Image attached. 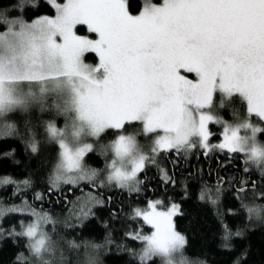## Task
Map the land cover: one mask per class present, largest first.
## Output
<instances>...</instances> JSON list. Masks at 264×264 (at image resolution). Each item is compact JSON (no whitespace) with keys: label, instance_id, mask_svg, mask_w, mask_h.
<instances>
[{"label":"snow or ice","instance_id":"snow-or-ice-1","mask_svg":"<svg viewBox=\"0 0 264 264\" xmlns=\"http://www.w3.org/2000/svg\"><path fill=\"white\" fill-rule=\"evenodd\" d=\"M25 3L37 11L46 5L54 15L26 20L0 11V141L20 136L18 121L26 151L37 154L43 145L58 146L48 187L34 199L61 193L65 185L68 191L87 187L83 200L65 198L70 205L65 227L74 228L105 204L93 191L139 194L147 189L145 177L152 168L163 184H174L161 158L179 165L197 152L204 158L222 153L229 164L243 162L238 171L247 175L255 169L264 178V143L258 140L264 136V0H143L137 14L130 0H20L21 12ZM90 54L96 63L86 62ZM217 94L221 108L237 99L244 106L243 113L234 112L235 122L212 114ZM53 111L64 118L63 128L40 119L39 114ZM210 123L221 127L215 144ZM94 151L103 157L102 168L85 162ZM224 182L218 181L217 197ZM234 182L239 192L249 184L256 187L247 179ZM21 184L31 187V179L18 183L0 177V188ZM207 192L200 198L207 199ZM162 203L148 201L129 217L151 228L148 235L127 233L142 242L139 264H155L154 258L176 264L187 244L173 220L179 206L161 211ZM245 207L250 216L264 220V209ZM25 212L34 219L21 221L19 230L0 228V238L25 242L27 255L20 253L16 264H71L63 249L80 245L49 235L45 226L57 223L49 213L25 203L0 208V219ZM230 236L225 228V241ZM85 264L96 261L88 255Z\"/></svg>","mask_w":264,"mask_h":264},{"label":"trees","instance_id":"trees-1","mask_svg":"<svg viewBox=\"0 0 264 264\" xmlns=\"http://www.w3.org/2000/svg\"><path fill=\"white\" fill-rule=\"evenodd\" d=\"M19 2L0 0V11L7 10L10 13L8 18L22 16L26 20L32 19L34 15L54 14V10L46 5L42 4L37 11L27 3L26 11L21 12L17 7ZM140 4V0H130V10L137 12ZM87 61L96 63L95 54H90ZM233 110L242 111V104L238 101L229 103L220 112L231 118ZM48 114H39L40 119L47 120ZM17 124L20 136L0 141V157L6 152L14 153L11 157L0 159V177H10L18 183L30 178L31 187L25 188L21 184L18 189L16 185L0 188V208L26 203L38 211H49L57 221L55 225L48 226L49 235L54 239L57 234L63 235L65 240H74L80 245L74 251L66 247L63 249L65 259L71 264H85L88 254L95 259L96 264H139L138 254L143 247L142 242L131 240L127 233L140 230L147 235L151 228L141 220L129 217L136 206L157 197H161L166 204L171 201L179 203L180 214L175 216L174 223L187 239L182 256L189 264H264V220L256 215L250 216L245 207L264 209V196L261 195L264 194V178L257 176L255 169L247 175L238 171L243 167L241 161L229 164L223 160V154L204 158L198 152L187 160H181L179 165H169L161 158L160 163L170 169L174 184H163L157 170L152 168L145 177L147 189L139 194H128L115 188L93 191L94 195L105 198V204L94 207L93 214L76 222L74 228H67L63 221L68 216L66 209L70 205L65 202V198L75 203L86 194L88 188L68 191L65 185L61 193L46 194L43 201L35 200V193H45L48 187V177L56 162L58 146L43 145L37 154H31L25 150L23 128L18 121ZM220 131L218 124H211V141H218ZM110 139V136L105 137L100 143ZM102 161L103 157L98 151L85 157L86 164L93 168H102ZM221 179L225 182L219 185L220 194L217 197L216 189ZM245 179L254 181L256 187L249 184L246 192H239V186L234 181ZM204 189L208 190L207 199L200 198ZM13 192L16 194L13 195ZM213 199L216 203L211 202ZM30 219L32 217L26 212L5 214L0 219V228L5 232L12 228L19 230L20 222ZM225 228L231 231L227 241L224 239ZM20 253L27 255L23 239L7 235L0 238V264H16ZM154 259L155 264H162L160 258Z\"/></svg>","mask_w":264,"mask_h":264},{"label":"rangeland","instance_id":"rangeland-1","mask_svg":"<svg viewBox=\"0 0 264 264\" xmlns=\"http://www.w3.org/2000/svg\"><path fill=\"white\" fill-rule=\"evenodd\" d=\"M140 2H141V4H140V7L139 8H141V6H142V3H143V0H140ZM153 2L154 3H162V0H153ZM140 10V9H139ZM138 13V11L137 12H133V14H137ZM49 16H52V15H54V14H48ZM87 63H91V64H93L92 62H90V61H86ZM189 78H192V76H190L189 75ZM218 97H219V94H217V101H216V106H214L213 107V109H212V114L214 115V116H219V117H221L224 121H227V122H229V123H233V122H235V118H234V112L235 113H243L244 112V106L242 105V111H240V112H238L237 110H233V115L231 116V118H228V117H226L223 113H221L220 111H221V107H219V104H218ZM236 101H238L239 103H241L238 99L236 100ZM242 104V103H241ZM47 113V112H46ZM48 114V113H47ZM54 120V122L56 123V125H57V127H60V128H63L64 126H65V122H64V118L63 117H61V116H56L55 115V113H54V111H53V113L51 114V115H49L48 114V116H47V120ZM253 119V122H256V118L255 117H253L252 118ZM220 126V125H219ZM221 128V127H220ZM209 130H210V132H211V123L209 124ZM132 131V130H131ZM212 134H213V132H212ZM258 140L261 142V143H264V136H260V135H258ZM85 142H88V143H94V141L92 140V139H87ZM211 142V141H210ZM217 142H219V139H218V141ZM217 142H211V143H213V144H215V143H217ZM94 148H95V143H94ZM86 194L84 195L85 197L89 194V189L85 192ZM92 195H94L93 194V192L91 193ZM83 195L82 196H80V198H82L81 200H83L85 197H84ZM157 200H159V201H163V203L159 206V210H161V211H166L169 207H170V205L171 204H176V205H178L179 206V203L178 202H175V201H171V202H169L168 204H166V202L164 201V200H162V198L161 197H157V198H151V199H149L148 201H157ZM147 201V202H148ZM147 202L146 203H144V204H140V205H138V206H136V208H140V209H144V208H146V205H147ZM135 209V208H134ZM37 212H40V211H38V209H35ZM45 213H49L50 215H51V213L48 211V212H45ZM52 216V215H51ZM175 218V217H174ZM174 218H173V220H174ZM32 219H34V218H32ZM48 226L49 225H46L45 226V230L46 231H48L49 232V230H48ZM178 231V230H177ZM151 233V232H150ZM150 233H148V234H150ZM147 234V235H148ZM88 255H90V254H88ZM185 260L186 262H187V264H189V262L181 255V254H177L176 255V257H175V261H176V264H179V262L181 261V260ZM162 264H163V261H162Z\"/></svg>","mask_w":264,"mask_h":264},{"label":"flooded vegetation","instance_id":"flooded-vegetation-1","mask_svg":"<svg viewBox=\"0 0 264 264\" xmlns=\"http://www.w3.org/2000/svg\"><path fill=\"white\" fill-rule=\"evenodd\" d=\"M213 155H215V154H213ZM220 155H222V153H221ZM241 162H242V161H241ZM242 163H243V162H242ZM256 175H257V176H260L258 171H256Z\"/></svg>","mask_w":264,"mask_h":264}]
</instances>
